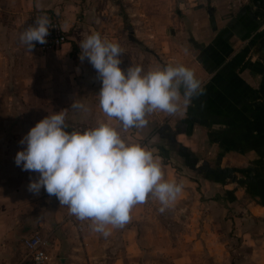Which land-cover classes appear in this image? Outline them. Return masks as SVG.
I'll use <instances>...</instances> for the list:
<instances>
[{
	"label": "rangeland",
	"instance_id": "obj_1",
	"mask_svg": "<svg viewBox=\"0 0 264 264\" xmlns=\"http://www.w3.org/2000/svg\"><path fill=\"white\" fill-rule=\"evenodd\" d=\"M28 1L0 0V132H29L30 122L36 125L49 114L66 108L73 100L76 87L83 82L78 79L82 76H75L76 67L83 68V72L92 71L93 76L84 77L86 83L101 84L88 60L81 62V49L79 45L73 49L75 42L71 38V44L58 49L54 58L46 55L42 59L40 53L29 52L20 44L22 25L31 11ZM74 1L83 6L75 26L80 25L88 35L99 32L102 37L118 43L123 49L122 69L135 64L147 72L158 65L183 64L194 70L202 83L208 77L200 59L202 46L217 35L218 16L222 18L223 14L228 16L234 11L228 6L224 8L225 4L218 0ZM234 1L240 7L250 0ZM225 2L233 4L232 0ZM208 16L207 24L202 25L199 21ZM261 27L252 42L264 36V21ZM67 47L70 52L65 51ZM84 94L89 97L91 92ZM178 116L165 114L150 138L151 145L156 147L157 144V153L170 164L175 181L183 182L187 198L161 213L159 201L149 197L142 226L156 242H149L152 249L157 247L158 250L156 256L147 250L145 260L154 257L173 263L172 258L182 253L180 248L185 246L187 238L204 234L203 239H209L205 248L202 243L198 247L189 245L193 249L189 253L193 263H218L217 260L231 264L260 263L264 256V214H260L261 209L256 205L259 200L247 191V185L239 178L241 174L236 173V167L245 166L247 158L243 161L244 157L237 152L214 145L212 137L207 135L203 136V141L199 138L198 146L186 136L176 135L181 128ZM218 127L211 129L219 131ZM174 135L178 136L175 144L169 139ZM207 165L215 170H207ZM218 166L224 169L217 172ZM216 173L225 177L216 181L211 177ZM157 223L158 228L164 226L170 236L158 239Z\"/></svg>",
	"mask_w": 264,
	"mask_h": 264
},
{
	"label": "crops",
	"instance_id": "obj_2",
	"mask_svg": "<svg viewBox=\"0 0 264 264\" xmlns=\"http://www.w3.org/2000/svg\"><path fill=\"white\" fill-rule=\"evenodd\" d=\"M218 1L225 4L224 8L228 6L234 11L228 16L223 14L222 18L218 16L217 35L202 46L200 59L208 77L202 83L203 94L193 99L186 112L177 114L181 128L176 135L186 136L192 143L195 142L196 146L199 144V138L202 137L203 141V136L207 135L212 137L214 145H219L229 152H237L244 157L243 161L247 158V164L237 166L236 173L241 174L242 177L239 178L247 185V191L259 200L256 205L261 209H258L262 212L260 214H264V45H259L260 38L252 42L254 34L263 29L261 23L264 21V0H250L248 4L240 7L234 0L231 5H227L226 0ZM28 2L31 10H57L68 33L72 31V34H68L69 38L80 45L86 30L80 25L77 28V24H72L79 18L83 6L74 0ZM209 18L208 16L199 22L205 25ZM204 36L203 34L202 37ZM58 51L37 53L42 55V59L47 56L54 58L53 54ZM65 51L70 52V48L67 47ZM76 68L78 70L75 76H82L78 79L83 82L76 87L73 100L66 107L69 109L66 119L69 132L73 129L84 130L93 127L98 119H106L99 108L97 96L101 84L86 83L84 77L93 76L92 71L83 72V68ZM88 90L91 92L89 97L84 94ZM75 100L82 102L88 111L71 110ZM165 114L153 113L147 117V127L140 130L129 129L126 133L122 132V136L131 143H139L153 151L154 155L159 157L164 178L171 181L175 180V175L169 169L170 164L164 162L162 155L157 153V144L156 147L151 145L150 138L157 131L158 120ZM30 124L32 128L35 126L32 122ZM198 127L201 128V134ZM211 127H218L219 131ZM3 131L0 132V264H32L24 239L35 231L49 236L51 260L48 264H196L190 259L189 253L193 249L189 245L198 247L199 243H202L205 248L209 244V239H203L204 234L197 238L194 236L197 240L193 237L187 238L185 246L180 248L182 253L172 258L173 263H166L163 258L154 257L145 260L147 250L155 256L158 250L157 247L152 249L153 246L149 242H156L152 234L145 233L142 226L148 201L132 209L131 219L123 228L106 226L111 234L105 238L101 233L92 230L90 220L76 219L69 213L67 206H61L59 200L55 196H49L43 188L39 194L28 190L30 182L37 179L39 174L25 171L22 165L17 166L15 163L17 153L26 147L21 145L20 141L28 132ZM176 138L178 136L175 135L169 137L173 143ZM6 140H10V145ZM210 168L207 165V170ZM217 169L219 172L224 167L218 166ZM214 170L211 168V171ZM214 176L211 177L216 181L225 177L219 173ZM183 198H187L186 190L182 191L174 203ZM157 236L162 240L160 237L170 236V232L164 229V226L158 228L157 223ZM158 239L156 241L161 245ZM217 262L209 264H231L219 263L218 260ZM258 264H264V256Z\"/></svg>",
	"mask_w": 264,
	"mask_h": 264
},
{
	"label": "clouds",
	"instance_id": "obj_3",
	"mask_svg": "<svg viewBox=\"0 0 264 264\" xmlns=\"http://www.w3.org/2000/svg\"><path fill=\"white\" fill-rule=\"evenodd\" d=\"M50 28L49 17L42 14L19 34V42L31 52L37 42L47 43ZM79 47L81 62L87 59L101 82L97 96L106 119L69 132V109L49 114L20 141L26 147L15 163L39 174L28 185L30 192L39 194L43 188L76 219L90 220L92 230L107 238L111 232L106 226L123 228L136 205L151 197L163 213L183 191L182 181L164 178L153 151L129 142L122 132L147 127L153 113L183 114L203 88L194 70L183 64L158 65L147 72L135 64L122 69L123 49L99 32L86 34ZM71 110L88 108L75 100Z\"/></svg>",
	"mask_w": 264,
	"mask_h": 264
},
{
	"label": "built area",
	"instance_id": "obj_4",
	"mask_svg": "<svg viewBox=\"0 0 264 264\" xmlns=\"http://www.w3.org/2000/svg\"><path fill=\"white\" fill-rule=\"evenodd\" d=\"M46 14L52 24V28L49 30L47 37V43L35 45L33 50L41 53H47L49 51H55L62 48L69 42L68 30L65 28V24L62 21L61 14L54 8H34L27 15L23 22L21 32L29 25H34L38 16ZM73 22L72 25L76 24ZM24 245L28 252V257L32 259L34 264H48L51 260L49 248L51 242L48 235H45L41 231H35L24 239ZM39 258V259H38Z\"/></svg>",
	"mask_w": 264,
	"mask_h": 264
},
{
	"label": "water",
	"instance_id": "obj_5",
	"mask_svg": "<svg viewBox=\"0 0 264 264\" xmlns=\"http://www.w3.org/2000/svg\"><path fill=\"white\" fill-rule=\"evenodd\" d=\"M259 45L260 46H263L264 45V37L260 39L259 41ZM64 263V262H63ZM32 264H33V261H32Z\"/></svg>",
	"mask_w": 264,
	"mask_h": 264
},
{
	"label": "trees",
	"instance_id": "obj_6",
	"mask_svg": "<svg viewBox=\"0 0 264 264\" xmlns=\"http://www.w3.org/2000/svg\"><path fill=\"white\" fill-rule=\"evenodd\" d=\"M75 48H77V44L74 43L73 44V49H75Z\"/></svg>",
	"mask_w": 264,
	"mask_h": 264
},
{
	"label": "flooded vegetation",
	"instance_id": "obj_7",
	"mask_svg": "<svg viewBox=\"0 0 264 264\" xmlns=\"http://www.w3.org/2000/svg\"><path fill=\"white\" fill-rule=\"evenodd\" d=\"M262 49H264V48H262Z\"/></svg>",
	"mask_w": 264,
	"mask_h": 264
}]
</instances>
